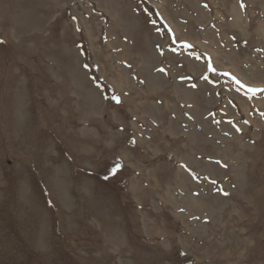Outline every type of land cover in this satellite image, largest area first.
I'll list each match as a JSON object with an SVG mask.
<instances>
[{
    "label": "rangeland",
    "instance_id": "obj_1",
    "mask_svg": "<svg viewBox=\"0 0 264 264\" xmlns=\"http://www.w3.org/2000/svg\"><path fill=\"white\" fill-rule=\"evenodd\" d=\"M0 264H264V0H0Z\"/></svg>",
    "mask_w": 264,
    "mask_h": 264
},
{
    "label": "snow or ice",
    "instance_id": "obj_2",
    "mask_svg": "<svg viewBox=\"0 0 264 264\" xmlns=\"http://www.w3.org/2000/svg\"><path fill=\"white\" fill-rule=\"evenodd\" d=\"M161 71H163V69H161ZM205 79H207V77H205ZM235 79V78H234ZM237 82H239V81H237ZM251 91H256L255 89H250ZM115 99H117V101H119V98L118 97H116Z\"/></svg>",
    "mask_w": 264,
    "mask_h": 264
}]
</instances>
